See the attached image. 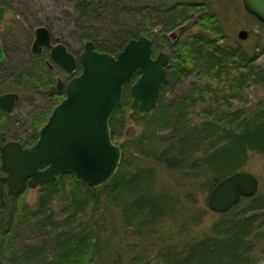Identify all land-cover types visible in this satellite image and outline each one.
<instances>
[{"label":"trees","instance_id":"16d2710c","mask_svg":"<svg viewBox=\"0 0 264 264\" xmlns=\"http://www.w3.org/2000/svg\"><path fill=\"white\" fill-rule=\"evenodd\" d=\"M70 1L73 2V6L68 9L72 13L70 12V16H67L71 18L72 23L83 29L81 38L86 42L93 41L98 50L117 54L129 40L146 34L153 39L154 54L157 37L150 30L155 24L151 22L153 10L150 11L151 8L155 7L152 6V4H156L154 0ZM159 4L164 8V13L169 16L171 29L185 24L192 17L189 12L193 6L202 7L201 5H204L202 2L196 1H178L165 7L161 2L157 3V5ZM5 9V6H0V21ZM117 17L123 18V23L118 22ZM203 18L199 17L198 20ZM128 19L134 25L130 30L114 29L111 26H120L129 22ZM210 20H213L211 21L213 24L208 26L211 33L215 31L221 34L220 26L216 25L218 20L215 12L211 14ZM260 23L264 26V23ZM44 24L53 33L54 21L48 20ZM105 24L108 26L106 27ZM105 29H112L113 33L110 39L102 38L101 32ZM169 38L172 41L170 36ZM195 39L196 43L201 45L196 47L193 45L195 43L188 44V48H185L178 56V64L176 63L174 67L171 80L170 68L167 70L169 84L162 87L163 93L178 77L190 75L199 67L201 70V66H203L204 77H208L207 72L214 71V77L229 81L231 86H236L239 90H242L249 79L258 84H264V69H257V66L252 63L255 59L245 57L237 49H226L220 46L215 47L211 52H206L203 44H214L217 41L216 36L210 38L202 33H197ZM44 51L41 55L46 52L49 54L48 49ZM73 53L79 56L78 53ZM236 58L239 59L238 62ZM46 64L48 65V67L46 66L47 70L45 69L47 74L42 75L41 72L34 80L39 81L45 88H51L54 84L53 72L48 62ZM235 65H239L243 70L240 78L236 80L231 79ZM56 67L58 66L56 65ZM80 70L81 66L79 65L76 73H79ZM22 75L25 76L24 73ZM207 88L213 89L210 79ZM190 90V94L178 100L175 105L165 104V97L161 96L156 110L150 114L153 116V120L149 121V127L153 130L170 127L172 121L168 114L173 108L178 115L179 120L175 123V128L180 132V136L169 141L168 146L161 153H157V155L147 153V156L149 154V159L153 158L168 169L181 172L186 177L195 179L202 177L211 191L221 179L241 170L247 162L250 152L264 154V97L257 103L253 111L238 109L228 112L224 106H228L227 103L223 104L224 108L209 107L204 111L209 120L205 121L202 126H198L187 122V110L196 105L198 100L204 99L202 92L206 90V87L195 85ZM50 95L55 96L57 105L65 96V91L54 89L50 91ZM132 99L130 86H127L124 89L121 104L117 106L110 118L113 140L119 116L124 117L126 115L128 106L131 107ZM52 110L45 108L44 112L35 119L33 123L34 133H31L26 139L27 144H34L37 141L39 130L48 120ZM135 113L141 116L147 114H140L138 109H135ZM6 116L7 113L0 109V117H2L0 122ZM0 135V138H3L4 131L0 130ZM145 141V136L140 138L136 142L137 148L141 149ZM119 145L123 153L120 166L115 175L105 184L90 187L78 180L73 173H65L56 182L40 186V210L46 209L55 197H61L67 192L74 215L86 209L90 203L93 204L99 213L94 221L87 224V227L78 233L63 231L58 234L55 237L56 242L53 243V248L58 253L52 259L44 253V245H28L27 249L17 248L18 256H36L40 252L42 256L38 264H69L73 261H75L74 264L79 262H81L80 264H101L113 253L114 260L110 261L111 264H139L144 255L138 249L134 250L136 247L131 242H126V250L117 248L111 251L110 238H104L109 226L114 227V230L122 229L124 234L129 230L132 238H140L156 244V241H152L155 237V235L153 236V232H155L153 228L156 225L183 212L187 215L185 203L191 199V194H193L190 189L187 190V184L185 183L180 189L171 193L166 190H156V192L154 170L149 167H142L138 163L134 164L128 156L130 150L128 143L124 142ZM136 158L143 159L141 157ZM68 181L71 182L72 189L66 191V182ZM103 198L111 205L106 206L104 212H101ZM9 205L10 200L0 212V264H6L4 259L8 258L10 249L15 246L13 236L10 233L17 215L34 220L37 218L35 211L31 208L25 211L23 208H10ZM8 208L10 209L7 211ZM114 212L119 213L117 217L112 215ZM45 222V219H40L36 226L42 228ZM257 229L264 230V189L252 197L243 198L229 212L222 213V218L210 227L207 235L200 239L185 242V253L175 251L177 247L172 242L173 236L165 237L166 233H162L163 237L160 239L166 243L165 247L161 248L162 252L165 253L164 262L165 264H250L249 254L254 249L250 237L253 231ZM170 232L172 233L169 231L167 236ZM89 247L92 248V253L86 261L85 255L88 252L86 254L85 252L89 250ZM122 251L126 253V258Z\"/></svg>","mask_w":264,"mask_h":264},{"label":"rangeland","instance_id":"374dc122","mask_svg":"<svg viewBox=\"0 0 264 264\" xmlns=\"http://www.w3.org/2000/svg\"><path fill=\"white\" fill-rule=\"evenodd\" d=\"M178 1H203L205 4L201 5L203 7L193 6L189 15H192V18L196 19L197 24H189L190 26L178 32V40L172 42L169 38L170 33L177 30V28L171 29L169 27V16L164 13V8L160 4L157 5V3L161 2L164 5L163 7H165ZM154 2L156 4H152V6L155 7L150 9V11L153 10L151 22L155 23L150 30L157 37L153 56L156 57L161 51L169 54L170 60L167 70L170 68V80L179 59L178 56L185 48H188V44L195 43L193 45H196V47L201 45L196 43L195 36L197 33H202L210 38H215L216 36L217 41L214 44L202 43L205 46L206 52L213 51L217 46L226 49H237L245 57L255 59L252 63L257 66V69H264V26L244 8L243 0H154ZM2 5L6 9L0 21V36L7 58L4 62L0 63V91L18 92L21 99L16 104L13 114L5 117L0 122V130L4 131L6 139L25 142L30 134L34 133L33 123L35 119L44 112L45 108L53 109L56 106L57 101L54 95H50V91L56 89L57 79L61 78L63 81L68 82L73 75L72 73L68 75L61 66H58L52 60L50 53L46 52L43 55L32 53L31 45L35 37V29L48 20L54 21L55 26L52 30L54 42L59 37L69 50L78 54L83 50L86 41L81 38L83 29L72 23L69 17L71 11L69 12L68 8L73 6V2L70 0H0V6ZM214 12L217 14L218 22L216 25L220 26L222 30L221 34L215 31L211 33L208 30V26L213 24L210 16ZM199 17L204 18L198 20ZM117 20L122 23L124 21L123 18L119 17H117ZM128 21L120 26H111L114 29L130 30L134 25L130 23L129 19ZM190 21L192 20L186 23H190ZM41 22L43 24H40ZM105 26L107 27L108 24H105ZM242 29L249 32L245 40L238 37L239 31ZM112 33V29H105L101 32L102 38L110 39ZM236 61L238 62L239 59L236 58ZM47 62L53 67L50 68L53 72L54 84L53 87L51 86L53 89L50 87L45 88L39 81L34 80L41 72L42 75L47 74L48 65H45ZM234 67L235 70L231 74V79L234 78L236 80L240 78L243 70L239 65H235ZM203 74V66H201V70L199 67V69L194 70L190 75L178 77L177 80L169 85L164 93L161 92V96L165 97V104L175 105L178 100L185 95H189L190 89L195 85L206 87V90L202 92L204 99L198 100L196 105L187 110L186 120L187 122L189 121V124L194 123L202 126L205 121L209 120L205 116L204 111L209 107L224 108L223 104L225 103L228 104V106L224 105L228 112L238 109L253 111L257 103L264 97V84H258L254 80L249 79L242 90H239L236 86H231L229 81L221 80L220 77H214V71L207 72V78ZM174 78L176 79V77ZM209 79L212 82L213 89L207 88ZM135 109L137 108L128 106L126 115L124 117L119 116L117 126L115 127L114 141L118 144L128 143L130 148L128 156L134 164L138 163L142 167H149L154 170L155 191L166 190L171 193L180 189L186 183L187 190L190 189L193 194H191V199L185 203L187 215L183 212L180 215L171 216L153 228V231H155L153 232V236L155 235V237L152 241H156V244L144 239L132 238L129 230L124 234L122 229L114 230V227L111 225L104 238H110L111 251L117 248L126 250V242L133 243L134 247H136L134 250L138 249L144 255L139 264H165V253L162 252L161 248L165 247L166 243L160 239V237H163L162 233H166L165 237L172 235V242L177 247L175 251L185 253L184 247L186 245L184 243L207 235L210 227L222 218V214L216 213L209 208L208 197L210 189L202 177L199 179L186 177L181 172L168 169L164 164L153 158L149 159V154L147 156V153H153V155L161 153L168 146L169 141L175 140L180 136V132L175 128V123L179 119L174 109L172 108L168 114L169 119L172 121L171 126L157 130L150 129L149 127V121L153 120V116L150 115L151 113L141 116L135 113ZM140 114L142 113L140 112ZM143 136L146 138L145 144L141 149L137 148L136 142ZM136 157L143 159H137ZM241 170H247L256 174L260 180L258 191L264 189V154L250 152L248 160ZM71 189V182H66V191ZM40 195V187H28L20 195L10 198V208H23L25 211L31 208L35 211L37 220L17 215L14 227L10 233L13 236L15 246H13V249H10L8 258L4 259V263L38 264L42 256L40 252L36 256H18L16 249H27L28 245H44V253L48 258L52 259L58 253L53 248V243L56 242L55 237L58 234L63 231L78 233L87 227V224L92 223L96 215L99 214L93 204L90 203L86 209L74 215L67 192L61 197H55L46 209L42 208L40 210ZM109 205H111L110 202H106L105 198H103L100 211L104 212L106 206ZM118 214V212H114L112 215L117 217ZM40 219L46 220L42 228L36 226L37 221ZM96 224L93 225L97 226ZM169 231H172V233L170 232L169 236H167ZM250 240L254 244V249L249 254L250 264H264V230L257 229L253 231ZM88 249L85 252V254L88 252L85 255L86 261L92 253V248L89 247ZM124 254L126 258V253ZM113 260L112 253L101 264H111L110 261ZM74 262L69 264H74Z\"/></svg>","mask_w":264,"mask_h":264},{"label":"water","instance_id":"95a60500","mask_svg":"<svg viewBox=\"0 0 264 264\" xmlns=\"http://www.w3.org/2000/svg\"><path fill=\"white\" fill-rule=\"evenodd\" d=\"M244 8L264 23V0H243ZM190 23L170 33L175 40L178 32ZM249 32L242 29L238 37L245 40ZM49 49L52 60L68 73L80 72L65 85L58 78L57 88H65L64 98L53 108L39 130L37 141L24 147L10 141L2 147L3 166L9 172L0 177V211L5 207L3 183L9 194H19L26 184L30 188L54 183L65 173L90 187L108 182L122 160V148L113 140L110 118L123 100L124 89L130 86L132 108L151 113L159 103L162 87L168 83L167 66L170 56L161 51L153 56V39L142 34L129 40L117 54L100 51L93 41H87L77 59L59 37L53 43L50 29L41 25L35 29L31 51L41 55ZM7 58L0 36V63ZM20 101L18 92L0 95V107L12 113ZM260 187L258 176L247 170H237L221 179L210 191L209 208L227 213L243 198L254 196Z\"/></svg>","mask_w":264,"mask_h":264},{"label":"flooded vegetation","instance_id":"af4514ba","mask_svg":"<svg viewBox=\"0 0 264 264\" xmlns=\"http://www.w3.org/2000/svg\"><path fill=\"white\" fill-rule=\"evenodd\" d=\"M202 3L203 4H205V2H203L202 1ZM203 7V6H202ZM192 18V17H191ZM189 18V20H192V21H190V25H194L195 23L197 24V21H196V19L195 18ZM188 20V21H189ZM189 25V26H190ZM209 31H210V29H208ZM181 32V31H180ZM211 32V31H210ZM176 40H178V36H177V38L175 39V40H173L172 39V41L173 42H175ZM55 42H56V39H55ZM54 42V40H53V43H55ZM44 50H46V49H44ZM49 50V49H48ZM44 52V51H43ZM49 53H50V51H49ZM76 57H77V59L79 58V56H77L76 55ZM48 64H49V62H48ZM50 65V64H49ZM58 65V64H57ZM59 66V65H58ZM50 67L51 68H53L51 65H50ZM63 68V67H62ZM79 68V67H78ZM64 69V68H63ZM65 70V69H64ZM66 71V70H65ZM67 72V71H66ZM77 72V71H76ZM76 72H74V73H72L73 75H72V77L73 76H75V75H77L76 74ZM68 73V72H67ZM68 75H69V73H68ZM71 77V78H72ZM70 78V79H71ZM58 80V79H57ZM58 82V81H57ZM57 82H56V85H55V88L56 89H58L57 88ZM64 83H65V85L67 84V82H65L64 81ZM59 90V89H58ZM59 91H65V88H63V90H59ZM9 92H15V91H9ZM3 93H7V91L5 92V91H0V95L1 94H3ZM20 99H21V96H20ZM16 107V106H15ZM0 109H2L1 107H0ZM3 110V109H2ZM15 110V109H14ZM4 112H6L5 110H3ZM14 112V111H13ZM13 112L12 113H8V112H6L7 113V116L6 117H8V116H11L12 114H13ZM1 136V135H0ZM10 141H17V140H11V139H6L5 138V136L3 137V138H0V177H4V176H7L8 174H9V172L4 168V166H3V158H2V147L6 144V143H8V142H10ZM18 142H20V141H18ZM20 143H22L23 144V146L24 147H29V146H31L32 144H27L26 143V141L25 142H20ZM29 186H28V184H26V186H25V188L23 189V191L22 192H24L27 188H28ZM40 187V186H39ZM3 190H4V198H5V201H6V203H5V206L7 205V203H8V201L10 200V198H12V197H16V196H18V195H20L21 193H19V194H9L8 193V185H7V183L6 182H4L3 183ZM4 209V208H3ZM2 209V210H3ZM1 210V211H2ZM0 211V212H1Z\"/></svg>","mask_w":264,"mask_h":264}]
</instances>
